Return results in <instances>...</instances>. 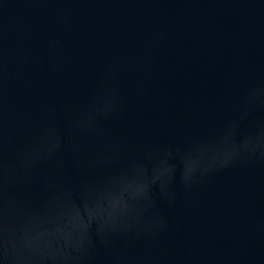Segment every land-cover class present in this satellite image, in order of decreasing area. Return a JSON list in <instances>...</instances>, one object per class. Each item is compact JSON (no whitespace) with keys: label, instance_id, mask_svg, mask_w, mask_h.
<instances>
[{"label":"water","instance_id":"1","mask_svg":"<svg viewBox=\"0 0 264 264\" xmlns=\"http://www.w3.org/2000/svg\"><path fill=\"white\" fill-rule=\"evenodd\" d=\"M0 264H264V0H0Z\"/></svg>","mask_w":264,"mask_h":264}]
</instances>
